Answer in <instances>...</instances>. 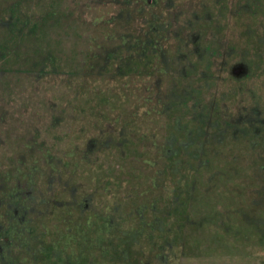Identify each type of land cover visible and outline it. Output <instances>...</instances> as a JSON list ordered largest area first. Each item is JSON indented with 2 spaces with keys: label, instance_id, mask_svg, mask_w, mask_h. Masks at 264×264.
I'll return each mask as SVG.
<instances>
[{
  "label": "rangeland",
  "instance_id": "1",
  "mask_svg": "<svg viewBox=\"0 0 264 264\" xmlns=\"http://www.w3.org/2000/svg\"><path fill=\"white\" fill-rule=\"evenodd\" d=\"M14 24L23 34L7 47ZM62 80L71 97L60 105L50 96ZM136 82L148 86L147 101L136 103ZM83 100L87 127L76 124ZM151 106L161 113L150 119ZM63 115L78 129L57 126ZM125 143L136 152H122ZM71 146L76 154L63 160L85 159L101 180L84 185L82 169L73 176L62 169L60 155ZM145 146L177 168L157 175L148 214L165 225L151 251L137 248L134 264H264V0H0V163L11 166L13 182L31 175L37 188L30 191L46 196L44 210L66 203L90 217L117 206L115 219L134 225L142 219L128 210L135 205L124 178L136 199L143 183L137 173L118 180L107 162L118 170L145 160ZM15 166L23 173H11ZM2 184L1 177L0 195ZM7 217L0 210L1 226ZM7 243L0 227V250ZM0 264H8L1 255Z\"/></svg>",
  "mask_w": 264,
  "mask_h": 264
},
{
  "label": "trees",
  "instance_id": "2",
  "mask_svg": "<svg viewBox=\"0 0 264 264\" xmlns=\"http://www.w3.org/2000/svg\"><path fill=\"white\" fill-rule=\"evenodd\" d=\"M13 27L14 29L4 36V41L6 42L7 47H10L13 43L16 44L15 41L18 39L20 33L23 34L19 29L20 26H18V24H14ZM15 27L18 29H15ZM25 35H27V33H25L23 37ZM28 36L31 37V34H28ZM35 42L37 46L43 49V44L41 43L39 36L35 38ZM24 43L22 40L19 42L20 46L17 54L19 56L18 61L20 62L26 58L25 51L21 48L24 46ZM51 43L52 42H50V44ZM30 48H32V46H30ZM51 58L53 59V57ZM75 58L76 57H74V59ZM94 58L95 57L93 56L91 59ZM54 61L58 62L59 58L54 56ZM29 81L31 80H27L26 82ZM38 82L39 86H42L40 94L45 96L42 93L47 91L44 87V82L42 80H39ZM70 86L68 80H62L61 85L57 84V90H55L57 93L50 96L52 97L51 99L62 105L63 102H66V99L69 96L71 97ZM145 87L148 89V86L146 85L140 90L137 82L134 84L132 95L135 98L136 103H139L141 100L147 101L143 96ZM85 93L87 94L88 92ZM59 94L63 96H58ZM45 98L48 99V97ZM80 110L81 111L76 119V124L82 127L91 125L90 123L88 125V120L85 121V119H87V111L90 110V108L87 107L84 100L82 101V108L80 107ZM101 111L103 112V110ZM145 113L144 116H149L151 119V115L161 113V109L151 106L145 111ZM45 119L46 118L43 116V120ZM55 124L61 126L62 129L66 131L70 130L73 132L74 129H78L76 124L72 123V119H65V115H63L61 122L57 120ZM144 128H149V130L152 129L151 127ZM8 144H11V140L8 141ZM30 145H32V143H30L28 147H30ZM71 150L72 152L68 153L65 151L60 155V165H62L63 170L67 172L71 171L70 174L73 176L75 175V171L82 169L87 174L86 178L81 180L84 185H89L95 178L98 180L102 179L100 170H95L90 163L85 165V159H75L74 161H68L67 159L63 160L67 155L76 154V152H73V150H76L75 146H71ZM136 150L137 147H134L133 143H125L121 151L127 153L128 156L129 153H135ZM43 151L44 150H42V152ZM45 154L46 153H44V155ZM141 156L145 160H134L128 164H122L119 166L118 170H115L116 165L111 160L107 162L108 171H115L114 173L118 174L115 178H118V180L123 178V176L125 177V175H132V177H135V174L137 173L136 176H139L138 178L141 179L140 184L143 183L138 185L139 190L137 193L140 197L136 199L135 191L131 192L128 189L130 184L129 180L124 178L127 183L126 190L134 197L131 202L134 203L135 208L128 210L130 213L135 211L134 215H137V217L142 219L140 223H135L134 225L131 223L130 225H124L125 222L128 221L127 219L122 222H118L115 219L114 214H118L117 210H120L117 206L110 207L106 205L100 212L90 217L80 216L82 213H79V209H72V207L69 206L70 204L66 203L62 204V206L57 209L52 207L44 210V207L47 204V200L44 199L46 196L44 194L39 195L38 192L40 191H30V188H35L36 181L34 178L29 175L30 177L28 176V180H25V175H21V178L16 177V181L13 182L11 179L13 176H9V173L7 172L11 171V166L2 165L0 163V178L2 177L4 179L5 184L2 185L7 189L1 191L0 210H3L4 214L8 216L6 219L7 224L0 225L3 231L8 232V243L5 248L0 250V255L7 260L8 264H22L27 260V263L29 264H108V260L110 262L113 261L112 256L114 254H119L120 264H128L126 260H129V258L131 259L132 256L133 258L131 261L134 264L135 254L138 251L137 248L140 247V252L145 251L148 253L151 251V239L154 237V234H161L160 232L163 231L162 226L165 225L159 224L157 227L156 223H153L151 220L150 214H148V209L154 208L155 205L152 192L150 191L152 188L157 187V182L158 185L160 184L157 175L160 174L162 176L163 174H170V172L175 170V166L177 168V163L171 159L164 164L165 162L163 163V161L165 158L161 155H155L154 152L151 153L147 150V146L144 147V153L141 154ZM156 157L162 159V163L158 166H155V162L153 161V158ZM19 163L21 162L19 161ZM32 165L33 163L28 164V162L25 164V166L30 168L33 167L34 169V166ZM60 165H57V167ZM57 167L51 165L52 171H56ZM153 167L154 169L150 170ZM14 169V172H11L14 173V175H20L24 170L23 168H19V166H15ZM63 173L64 172H60V174ZM109 177L113 179L112 176ZM163 178L166 179V177ZM72 179L73 181L75 180V178ZM167 188H170L169 185L165 189ZM104 190H107V188ZM118 201L119 205L122 204L121 198H118ZM40 206H43L44 210L41 216L35 218L32 212L29 213L31 209L37 210ZM80 209H82V207ZM111 211L114 213H111ZM56 217L57 223L55 225L49 224L52 221V218ZM48 238L51 240L50 242H48ZM111 245L115 246V250L110 247ZM9 249L11 250L10 254L8 251ZM13 253H16L17 261L10 256L13 255ZM97 253H101L99 254V257L97 256ZM124 256H128V259L124 258Z\"/></svg>",
  "mask_w": 264,
  "mask_h": 264
}]
</instances>
